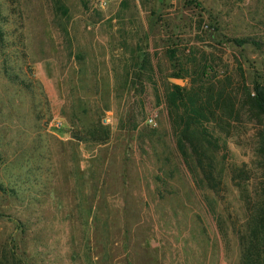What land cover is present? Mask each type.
I'll list each match as a JSON object with an SVG mask.
<instances>
[{"label":"rangeland","instance_id":"374dc122","mask_svg":"<svg viewBox=\"0 0 264 264\" xmlns=\"http://www.w3.org/2000/svg\"><path fill=\"white\" fill-rule=\"evenodd\" d=\"M255 82L264 0H0V264H242Z\"/></svg>","mask_w":264,"mask_h":264},{"label":"trees","instance_id":"16d2710c","mask_svg":"<svg viewBox=\"0 0 264 264\" xmlns=\"http://www.w3.org/2000/svg\"><path fill=\"white\" fill-rule=\"evenodd\" d=\"M251 100L254 109L264 115V86L261 83H254ZM202 111V104H200V101L195 100L192 103V108H190L189 113L185 115L187 122L195 126L196 133H202L203 131L201 124V118L203 117ZM261 190L263 196L260 202L264 207V184ZM261 228L256 229L260 237L252 242H244L242 244V264H264V225Z\"/></svg>","mask_w":264,"mask_h":264},{"label":"water","instance_id":"95a60500","mask_svg":"<svg viewBox=\"0 0 264 264\" xmlns=\"http://www.w3.org/2000/svg\"><path fill=\"white\" fill-rule=\"evenodd\" d=\"M170 80L178 85H183L184 84V79H177V78H170Z\"/></svg>","mask_w":264,"mask_h":264},{"label":"built area","instance_id":"2783aa9c","mask_svg":"<svg viewBox=\"0 0 264 264\" xmlns=\"http://www.w3.org/2000/svg\"><path fill=\"white\" fill-rule=\"evenodd\" d=\"M104 121H105V123H107V124L110 123V122H111V117H110V115H106ZM152 121H153V119L150 120V122H152Z\"/></svg>","mask_w":264,"mask_h":264}]
</instances>
